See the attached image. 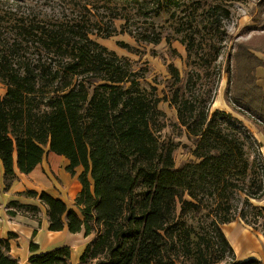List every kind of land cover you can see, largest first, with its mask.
I'll list each match as a JSON object with an SVG mask.
<instances>
[{"label":"trees","instance_id":"16d2710c","mask_svg":"<svg viewBox=\"0 0 264 264\" xmlns=\"http://www.w3.org/2000/svg\"><path fill=\"white\" fill-rule=\"evenodd\" d=\"M80 1L75 8L80 15L76 16L11 13L12 38L0 34V81L6 86L5 94H0V160L5 188L11 186L17 171L30 173L48 152L62 155L68 159L66 170L72 175L78 167L83 168L79 174L82 189L76 197L80 212L46 191L29 189L24 193L38 197L46 206L52 231L67 228L88 236L102 230L81 260L91 253L93 257L104 254L108 264H176L168 243L174 242L169 230L179 223L178 203L180 216H184L203 207L205 193L221 197L229 190L244 193L247 200L261 199L264 183L256 190L239 183L249 168L247 139L238 128L231 134L224 132L218 120L232 116L219 109L212 114L200 112L182 97L180 87L170 101L193 138L197 160L176 167L174 145L161 141L158 134L164 125L159 104L167 96L159 97L154 85L142 86L129 61L92 37L95 31L108 37L115 30L112 24H97L87 18L93 0ZM108 1L113 5L121 1L126 7L127 14H118L120 6L110 8L115 19H129L131 7L147 15L150 9L160 15L162 7L160 0L155 8L149 7L148 0ZM144 37L150 43L161 39L158 34ZM254 40L238 44L230 93L264 120V89L256 73L264 62L254 52L264 51V35ZM170 71L179 77L177 68L170 66ZM140 186L144 189L141 197L137 194ZM186 194L190 200L185 199ZM10 205L14 207L8 211L12 216L33 211L35 218L40 211L37 205L19 201ZM254 207L256 214H264V207ZM234 219L227 215L213 222L220 259L225 258L226 248L234 252L221 227ZM12 234L0 238V264H20L8 254ZM38 250V244L31 243L34 254L28 264H70L68 245L36 253ZM187 251L191 253L190 248ZM198 251L200 264L207 263L205 251ZM228 264L264 263L250 257L234 258Z\"/></svg>","mask_w":264,"mask_h":264},{"label":"rangeland","instance_id":"374dc122","mask_svg":"<svg viewBox=\"0 0 264 264\" xmlns=\"http://www.w3.org/2000/svg\"><path fill=\"white\" fill-rule=\"evenodd\" d=\"M77 1L80 0H0V34L12 38L14 31L11 25L14 23L8 21L11 13H18L17 16L28 13L32 16L44 13L56 17H62L64 13L76 16L80 15L75 9ZM93 1V9L87 12V18L97 24H112L115 31L108 37L95 31L92 37L110 52H115L125 61H129L132 72L141 78L142 86L150 88L154 85L159 97L167 96V100L159 104V108L164 112V116L160 118L164 125L158 134L161 141L174 145L176 167L197 160L193 153V138L181 124L176 105L170 101L174 91L180 87L182 97L192 101L200 112L209 111L212 114L219 109L232 116L218 120L224 132L231 134L238 128L241 136L247 139L245 158L249 162V168L239 183L250 190H256L259 184H263L264 120L242 102L232 98L230 79L238 44L254 42V39L264 35V0H160V15H155L153 9L149 10L151 16L136 13L137 7H131V13L127 16L129 19L126 20L119 15V18L115 19V15L110 11L111 7L120 6L118 14H127L123 2L113 5L108 0ZM80 2L82 6V1ZM148 3L150 8H155L158 0H148ZM212 23L215 24L214 27ZM157 34L161 38L158 43H150L144 39V36L154 38ZM170 66L178 69L179 77L170 71ZM5 92L6 86L0 81V94L4 95ZM233 119L239 122H234ZM48 156L47 153V158ZM47 162L50 168V189L56 195H61L69 208L80 212L76 197L82 189L79 174L83 168L78 167L76 174L72 175L66 170L67 164L59 158ZM77 182L80 184L78 188ZM0 184H5L2 171ZM37 190L41 191L40 188ZM143 190L141 186L137 188L139 197L142 196ZM245 196L244 193L229 190L221 197L205 193L203 207L193 208L184 216H180L181 204L178 203L176 214L179 223L169 230L170 234L174 235V242L168 243L169 253L175 258L176 264H200L199 248L205 251L209 260L203 264H228L234 258L241 260L250 257L260 258L264 263V214H256L258 209L254 207L259 210L264 207V197L247 200ZM185 199L190 200L191 197L186 194ZM7 206L12 207L10 204ZM39 207L40 211L35 214L38 218H45V210ZM23 214L32 216L34 212ZM227 215L235 216V219L221 224V227L234 252L226 248L225 258L220 259V246L213 222ZM243 215L244 219L241 217ZM235 227H242L245 235L242 244L237 245V248L230 239V232L232 233ZM25 231L10 232L13 234L8 254L20 264H28L32 256L30 243L38 242L35 231L28 235ZM101 232L102 230H95L87 236L82 231L75 237L68 234L62 239L61 244L71 248L70 264H108L104 254L93 257L89 253L81 260L86 247L93 245ZM232 237L235 241L240 240L239 237ZM38 247L46 251L51 250L50 247L53 248L41 242ZM188 248L191 253L187 251Z\"/></svg>","mask_w":264,"mask_h":264},{"label":"crops","instance_id":"0c3cea01","mask_svg":"<svg viewBox=\"0 0 264 264\" xmlns=\"http://www.w3.org/2000/svg\"><path fill=\"white\" fill-rule=\"evenodd\" d=\"M254 52L264 62V51H254ZM256 73L258 77V82L264 89V65L258 67ZM48 154H49L48 158L46 154L43 161L40 164H38L30 173L25 174V173H21L17 171V177L14 179V181L12 182L11 186L8 189L5 188V184H2V185L0 184V238L1 239L9 238L8 234L10 232H15L18 230H22V231L26 230L25 231L26 235L34 233L35 231L37 233L38 242L36 243L31 242V243L38 244L39 242H41L46 246H53V248H55V247L62 245L61 244V242H63L62 239L66 238L68 234L73 235V237H75V235H79L81 233V232L71 233L69 232L67 228H64L63 230H60V231L50 230L46 206H44L41 203L38 197L36 198L29 197L24 193L25 191L29 189L37 190L40 188L41 191H48V193L53 195L54 197L62 198L61 195L60 196L56 195L52 191V189H50V186L48 184V174H49L50 168H49V163L47 161L56 160L57 158H59L61 161L65 162V165H66L68 164V159L52 151L48 152ZM51 155H54V156H51ZM0 171H2V174H4V167H3L1 160H0ZM79 185L80 184L77 182L76 184L77 188ZM12 201H19L20 203H23V204L41 206L43 210H45L46 217L45 218H38V217L34 218L32 216L22 214L19 212L16 215L12 216L8 213V211L12 210L13 208L12 207L8 208L7 206V204H10V202ZM243 231L244 229H242V227L241 228L235 227L232 233L230 232L231 234L230 239L233 241V246L236 248H237V245L240 246L243 242V238H244L243 236H245ZM232 236H234L236 239L239 237L240 240L235 241ZM53 248L50 247V249H53ZM44 251H46V249L43 250L42 248H39V250L36 253H40ZM33 254L34 253H32L31 255ZM244 259H248V258H243L241 260H244Z\"/></svg>","mask_w":264,"mask_h":264}]
</instances>
